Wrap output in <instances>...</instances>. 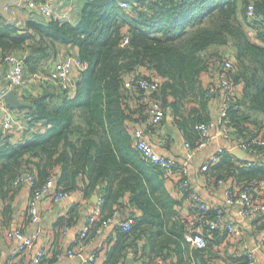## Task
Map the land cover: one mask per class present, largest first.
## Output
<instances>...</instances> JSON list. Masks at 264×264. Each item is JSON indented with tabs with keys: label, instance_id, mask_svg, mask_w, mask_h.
<instances>
[{
	"label": "trees",
	"instance_id": "16d2710c",
	"mask_svg": "<svg viewBox=\"0 0 264 264\" xmlns=\"http://www.w3.org/2000/svg\"><path fill=\"white\" fill-rule=\"evenodd\" d=\"M121 2L129 8H122ZM249 6L252 17L247 15ZM244 25L255 32L260 45L251 42ZM123 34L128 36L125 46L120 45ZM63 49H76L74 55L87 69L77 75L73 86L47 81L38 83L36 94L24 90L18 109L23 133L16 142L7 135L0 138L1 199L12 197L16 180L26 174L33 179L32 194L50 178L64 193L84 182L83 191L97 192L102 198V218L118 212L131 220L128 230L116 228L117 239L106 250L103 264H120L129 252L141 264L178 254L180 244L188 243L182 225L179 231L170 230L176 239H152L142 228L148 215L155 213L138 204L137 198L145 188L155 191L154 178L163 173L133 148L130 128L148 119V100L154 99L169 110L166 115L196 148L201 140L196 127L210 122L211 100L206 93L211 81L204 85L202 76L211 79L216 72H224L239 91L227 111L231 136L249 145V157L255 161L246 166V160L223 152L206 173L218 183L231 180L238 187L253 189L264 182V146L252 142L264 133V0H84L76 22L38 16L24 26L0 15V61L9 55L22 59L27 79L35 74L49 76ZM226 54L232 67L223 70ZM143 72L162 78L157 89L146 93L124 88L127 75ZM127 193L129 204L143 211L142 222L120 213L118 200ZM252 194L257 197L254 190ZM217 211L198 213L204 231L208 228L204 222L214 219ZM147 223L156 224L152 219ZM99 228L97 221L85 244L92 242ZM140 240L147 241V253H138ZM208 244L192 250L196 263L207 262ZM60 253L50 251L41 264L56 263ZM238 260L246 264L247 257Z\"/></svg>",
	"mask_w": 264,
	"mask_h": 264
},
{
	"label": "crops",
	"instance_id": "0c3cea01",
	"mask_svg": "<svg viewBox=\"0 0 264 264\" xmlns=\"http://www.w3.org/2000/svg\"><path fill=\"white\" fill-rule=\"evenodd\" d=\"M83 1L50 0L54 11L53 18L59 19L58 17H60L59 20L62 21L76 22ZM7 5L13 9V12L5 10ZM0 15L17 26H24L28 20L34 17L44 18L25 6H19L18 0H0ZM247 30L253 36L251 42L260 45V42L255 38V32L250 28H247ZM76 52V49H63L58 60L70 55L75 56ZM225 52L229 51L226 50ZM225 56L228 57L227 54ZM8 68L7 63L0 61V93L6 90L4 76ZM208 76H202L204 85H208L210 81L214 82L215 80L214 76L211 79ZM76 77L77 75L72 76L69 85L73 86ZM37 85L38 83L31 82L30 88H27L28 91L36 94ZM71 93L74 94V90H71ZM235 94L236 96L239 95L237 88ZM3 103L7 106L5 99ZM9 109L17 121L9 132L0 129V138L7 135L11 141L16 142L23 133L19 130V126L24 125V123L19 120L21 115L18 113L19 108ZM217 115V105L211 102L209 104L210 122L208 129L210 139L205 147L194 150L190 158L187 157L184 145L187 142L185 135L170 115H166L164 121L150 129L148 119L135 124L148 130V141L151 142L157 154L173 159L177 164L186 165L188 169L187 178L192 191L200 195L210 208H218L221 211V226L215 235L208 238L209 244L206 251H204V259L207 261L205 264H239L238 259L244 257L249 251L254 252L257 264H264V215L241 219L238 215V209L227 205L225 200V190L230 180L223 181L224 184H220L215 179L209 178L206 173L209 167L218 163V161L213 163L212 158L217 155L219 148L229 149L235 142L233 138L224 139L219 136ZM60 175L61 171L58 170L57 176ZM153 182L157 189L152 192L145 188L142 191V197H138L137 200L138 204L153 208L155 214H149L148 219L154 220L156 224L147 223L149 220L144 221L145 224L142 225V228L146 231L147 236L152 239L163 237L176 239L170 230L177 231L178 227L182 225L185 231L184 236L188 241V243L180 244L178 254L171 252L165 261L157 259L153 263L177 264L179 258L181 260L180 264H201L200 262L196 263L194 260L192 250L196 248L190 240L194 231L204 233V226L197 216L198 213L187 197L180 193L174 177L162 174L158 178H154ZM83 189L84 182H81L75 190L58 201L54 200L53 191L41 196L36 203L38 218L34 223L30 222L27 213L31 196V190L27 184L18 187L12 197L9 196L4 200L0 198V264H28L40 249H48L49 253L50 251L61 252L59 260L54 264H83L88 260L90 261L91 257L95 255H97L94 260L95 264H103L106 250L114 245L117 239L116 228L113 225L102 228L91 243L74 248L76 237L95 204L91 200L92 195L97 194L100 197L97 192L88 193ZM254 192L258 200L264 199V187L259 185ZM119 200L118 204H121L119 211L123 216H131L138 222H142L144 219L143 211L141 208L129 204L130 195L128 193L124 194L121 202ZM7 205H9V208L5 209ZM228 224L236 225L241 230L239 238H233L226 232L225 227ZM17 228L22 229L24 234L33 240L32 247L25 255H18L16 252L19 244L18 240L6 236L7 231H13ZM72 248L76 249L75 254L69 258L66 252ZM137 250L138 253H147V241H138ZM135 258L134 252H129L125 261L120 264H141V261ZM144 262H148L147 259H144Z\"/></svg>",
	"mask_w": 264,
	"mask_h": 264
},
{
	"label": "built area",
	"instance_id": "2783aa9c",
	"mask_svg": "<svg viewBox=\"0 0 264 264\" xmlns=\"http://www.w3.org/2000/svg\"><path fill=\"white\" fill-rule=\"evenodd\" d=\"M18 4L19 6H25L27 9L37 12L45 19H51L54 17V11L52 9L50 0H18ZM120 6L124 9L129 8L128 3L126 2H121ZM5 10L13 12V9L8 5L5 7ZM247 15L249 17L253 16L252 6L248 7ZM58 18L60 19V17ZM127 43L128 36L127 34H123L120 45L125 46ZM3 61L9 65V68L4 76L6 90L0 93V129L8 132L11 130L13 124L17 121L10 109L3 103L8 92L15 91L17 100L20 102L24 90L29 88L31 82L44 83L51 81L57 82L65 87L69 84L73 75H78L87 69V65L83 61H81L76 56L70 55L64 59L55 61L51 66V73L49 76L35 74L31 76L30 79H27L25 77L22 59L15 55H9L5 57ZM231 67L232 60L225 56L222 63L223 70H228ZM214 77L215 80L209 84L206 97L215 105H217L219 136L224 139H229L232 138V136L229 120L227 118V111L235 94V88L231 81L226 77L224 72H216ZM161 82L162 78L151 72H143L142 74L131 73L124 79L123 86L128 90L141 89L148 93L157 89ZM167 112H169V110L163 108L160 102L154 99H149L147 104L148 125L153 127L158 125L163 120ZM24 128V125L19 126V130L21 131H23ZM196 128L200 132L201 140L194 149L191 148L188 142H185L184 145L188 158L192 157L194 150L205 147L210 139L208 133L209 125L200 124ZM130 131L132 146L139 152L142 158L157 166L166 176L174 177L178 190L181 194L184 192L187 193V199L193 205L192 207H194L197 213L208 211L210 209L209 205L200 195L192 191L190 182L187 178L188 169L186 165L177 164L173 159H168L157 154L151 145V142L148 141V130H145L143 127L138 126L135 123H132ZM252 142L253 145L264 146V133L263 135H259L258 137L254 138ZM248 146L249 145H247L244 141H235L229 149L219 148L217 155L212 158V162H217L219 160L218 156L223 152L232 154L234 151L241 149L248 154ZM254 161V157H249V159L246 160L245 165L251 166ZM219 183L224 184L223 181H220ZM22 184H27L29 188H31L33 185V179L31 175H22L15 182V186L18 187H20ZM259 185L260 187H264V182L260 183ZM252 190H255V188L251 189L247 186L238 187L231 180L229 181V184L225 190V200L227 205L236 207L238 209V215L241 219L264 215V199H256L252 194ZM50 191L54 192L53 197L55 201L64 199L68 194L60 192L56 187L54 179L50 178L40 190L33 192V194L31 193L27 210V213L30 217V222L34 223L38 218L36 206L37 200ZM102 205L103 200L101 197H98L97 202L92 208L91 214L87 217L83 228L76 237L74 248H77L81 245H86L85 239L88 237L92 225L97 221L100 222V228L97 230V233L100 232L102 228L110 225H113L115 228H120L123 231L128 230L131 226V220L122 219L118 212L113 213V215L110 217L102 218ZM221 221L222 213L221 211H217L214 219L206 220L204 222V225L208 227L204 233L194 231L191 234L190 240L192 245L196 249H204L208 244V238L211 236V232L217 230L221 226ZM225 230L233 238H239L241 236V230L236 225L228 224L226 225ZM6 236L8 238H15L18 240L19 244L16 251L18 255H25L33 245L32 238L26 236L23 230L20 228H17L13 231H7ZM74 248L69 249L66 252L67 257L71 258L74 256L76 250ZM48 253V249L38 250L28 264H41L42 259ZM95 256L91 257L90 261H94ZM246 257V264H257L253 251L247 252Z\"/></svg>",
	"mask_w": 264,
	"mask_h": 264
},
{
	"label": "water",
	"instance_id": "95a60500",
	"mask_svg": "<svg viewBox=\"0 0 264 264\" xmlns=\"http://www.w3.org/2000/svg\"><path fill=\"white\" fill-rule=\"evenodd\" d=\"M5 100H6L7 106L9 108H11V109L20 108L22 106V103H20L17 100L15 91L8 92L6 94V96H5ZM232 155L238 160H247V159H249V155L245 151H243L241 149H238V150L234 151L232 153ZM97 199H98V195L97 194L92 195L91 200H92L93 203H96ZM121 201L122 200L120 199L119 202H121Z\"/></svg>",
	"mask_w": 264,
	"mask_h": 264
},
{
	"label": "rangeland",
	"instance_id": "374dc122",
	"mask_svg": "<svg viewBox=\"0 0 264 264\" xmlns=\"http://www.w3.org/2000/svg\"><path fill=\"white\" fill-rule=\"evenodd\" d=\"M244 29L246 30L245 32H246V34H248V37L250 38V40H252L253 39V36L250 35V32L246 29V26L245 25H244Z\"/></svg>",
	"mask_w": 264,
	"mask_h": 264
}]
</instances>
